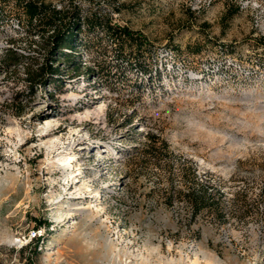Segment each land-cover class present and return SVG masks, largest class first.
<instances>
[{"label": "rangeland", "instance_id": "374dc122", "mask_svg": "<svg viewBox=\"0 0 264 264\" xmlns=\"http://www.w3.org/2000/svg\"><path fill=\"white\" fill-rule=\"evenodd\" d=\"M47 1L143 40L86 27L32 86L41 38L0 0V264H264V0Z\"/></svg>", "mask_w": 264, "mask_h": 264}, {"label": "trees", "instance_id": "16d2710c", "mask_svg": "<svg viewBox=\"0 0 264 264\" xmlns=\"http://www.w3.org/2000/svg\"><path fill=\"white\" fill-rule=\"evenodd\" d=\"M4 2L15 1L14 12L18 13L26 22L29 34H38L45 49L44 61L37 66L36 70L29 72L32 86L39 83L44 85L53 84L56 78L60 76L62 67L61 63L67 61L68 66H72L75 70L81 69V60H76V49L79 42L80 33L84 28L89 27L90 30L96 26L101 28L108 38L115 42L129 41L131 43H142L143 39L138 33L130 30L128 27L112 23L111 20L93 15H84L82 8L71 3L68 6H57L47 0H2ZM234 11V10H233ZM261 45L264 47V36L259 37ZM13 42H15L13 40ZM7 53H11L15 59V63L23 60L25 55L17 49H7ZM79 57V56H78ZM7 65L9 62L5 61ZM37 81V82H36ZM158 137L154 134H148V143L146 150L151 153L157 149ZM161 143L167 146V142L162 140ZM184 165V164H182ZM194 176H196V169ZM216 188L212 185H203L200 190H191L188 192L179 191V194L185 196L191 204L196 214L199 210L206 206L215 208L221 213L220 200L215 201L214 194ZM220 195L223 191L216 190ZM174 196L171 197L173 199ZM49 224L48 221L39 220L36 226ZM35 244L40 243V236L35 235ZM36 250V248H35Z\"/></svg>", "mask_w": 264, "mask_h": 264}, {"label": "built area", "instance_id": "2783aa9c", "mask_svg": "<svg viewBox=\"0 0 264 264\" xmlns=\"http://www.w3.org/2000/svg\"><path fill=\"white\" fill-rule=\"evenodd\" d=\"M215 1L216 0H189V4L194 9L203 10V9H208L212 7ZM235 1H238V3L240 4L239 5L240 7H244V2L242 0H235ZM36 232L37 231L35 230L34 232L35 235H37Z\"/></svg>", "mask_w": 264, "mask_h": 264}, {"label": "bare ground", "instance_id": "6f19581e", "mask_svg": "<svg viewBox=\"0 0 264 264\" xmlns=\"http://www.w3.org/2000/svg\"><path fill=\"white\" fill-rule=\"evenodd\" d=\"M82 140H83L82 138H81V139H78V144H80V142H81ZM74 143H75V142H74ZM71 145H73V142L70 143V146H71ZM68 158H69V157H68ZM68 158H64V159H62V161H63L65 164H66V163H70L71 160L67 161Z\"/></svg>", "mask_w": 264, "mask_h": 264}]
</instances>
